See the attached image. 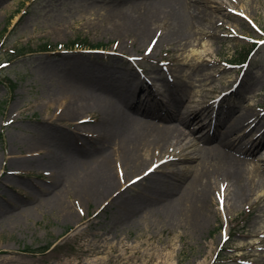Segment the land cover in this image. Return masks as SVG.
<instances>
[{"label": "rangeland", "instance_id": "1", "mask_svg": "<svg viewBox=\"0 0 264 264\" xmlns=\"http://www.w3.org/2000/svg\"><path fill=\"white\" fill-rule=\"evenodd\" d=\"M158 1L0 0V264H264V183L255 178L240 202L230 184L211 186L204 227L192 184L207 169L193 152L217 149L205 140L216 128L244 150L264 135V0H186L198 23L184 38L160 22L143 39L114 32ZM107 79L110 102L136 125L149 119L117 94L140 84L156 96L149 109L182 102L209 126L173 122L184 141L144 150L142 168L127 170L114 139L94 146L97 107H83L86 124L59 120L72 98ZM106 159L114 185L84 197L79 188L97 182ZM251 159L264 168V151ZM186 192L195 197L180 204Z\"/></svg>", "mask_w": 264, "mask_h": 264}, {"label": "bare ground", "instance_id": "2", "mask_svg": "<svg viewBox=\"0 0 264 264\" xmlns=\"http://www.w3.org/2000/svg\"><path fill=\"white\" fill-rule=\"evenodd\" d=\"M210 1L213 3L214 0ZM158 2L160 3L157 4L156 8L147 9L141 15L137 16L135 20L126 18L120 20L119 24L115 25L114 32L120 33L123 37L129 34L143 39L151 32V25L160 22L162 25L167 23L169 26L170 33L168 37H183L181 35H186V29L197 26L198 21L192 11L193 7L197 5L189 3L186 0H161ZM215 7L216 11L212 9L213 13H221L222 4ZM99 82L102 83L96 81V88L92 89L94 90L93 95L86 92L81 98H72L69 101V106H66L67 108H65L64 113L61 115L62 117H59V120H75L80 117L77 122L82 125L86 124L87 121H90V118L86 119L82 117L81 112L83 111V107L86 106L85 104L90 109L97 107L101 111V114H103L97 128L102 133L100 135L102 139L99 138L96 140L94 146L101 145L104 139L107 141L114 139L115 142H118L116 144L118 146V156H122L120 161H122L123 167L127 170L134 169V171H137L142 168L144 162H141V157L143 156L142 153L144 150L148 151L153 148L155 151L158 149V145H170L173 140L184 141L186 135L181 132L178 125L172 126L173 122L188 126L195 123L200 129L203 128L204 130L209 126V123H203L198 118L196 112L191 110L187 111L186 109V111L181 110L182 102L176 103L177 106L173 111L149 109L147 104L150 101V97L156 96H154L153 91L146 90L140 84L136 86L134 93L128 89H123L117 94L119 102L133 114L143 115L149 119L148 122H140L141 124L136 125L134 120H132L133 117L120 112V108L111 103L107 96L108 93L113 92L111 83L115 82H109L108 79L107 81ZM138 93H144V99H139V104L136 102ZM246 117V114L241 115L238 118V124H243ZM214 131L212 137H205L206 141L217 139V149L213 148L216 149L213 152H210V150L208 152L204 151L203 153L193 152L194 145L189 141H186V144L183 146V149H187L188 152H193L197 155L195 157L193 156L192 159L198 158L200 154L207 168L206 170H200L192 183L194 186L199 187V192L196 194V197L198 196L196 204L201 206V212H199L202 218V223L200 222L202 227L206 225L210 218L207 203L210 198L211 186L214 187L215 184H221L226 187L230 184L232 193L234 194V200L240 202L241 199H247L251 195L255 178L257 182L264 183V168L262 167L259 170V168L257 169L251 166L253 161L251 158L264 151V135L256 138L248 150H244L230 140L225 129L221 130L223 132H221V136L219 137L216 135L217 128ZM110 159H106L105 164L94 171L97 176V182L94 185L90 186V188H79V193L83 192L84 197L91 196L94 199L108 194L115 181L111 173V167H109ZM193 196L195 197V194ZM193 196H191L190 192L181 194V198L178 199L179 203L181 204L183 201L187 202V199ZM126 204V200H119V206L123 207ZM64 209H67V207L64 206Z\"/></svg>", "mask_w": 264, "mask_h": 264}, {"label": "trees", "instance_id": "3", "mask_svg": "<svg viewBox=\"0 0 264 264\" xmlns=\"http://www.w3.org/2000/svg\"><path fill=\"white\" fill-rule=\"evenodd\" d=\"M75 43V42H74ZM46 47H48L47 45H44V48H46ZM252 49H246V50H244V53L242 54H240V57H239V61H244V60H246V57L248 56L247 55V53H249L250 51H251Z\"/></svg>", "mask_w": 264, "mask_h": 264}]
</instances>
